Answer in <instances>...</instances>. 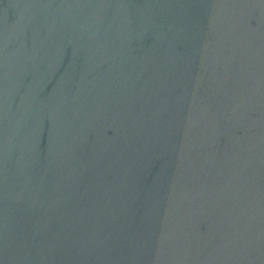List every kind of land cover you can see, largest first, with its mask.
I'll use <instances>...</instances> for the list:
<instances>
[{
  "label": "water",
  "instance_id": "95a60500",
  "mask_svg": "<svg viewBox=\"0 0 264 264\" xmlns=\"http://www.w3.org/2000/svg\"><path fill=\"white\" fill-rule=\"evenodd\" d=\"M0 264H264V0H0Z\"/></svg>",
  "mask_w": 264,
  "mask_h": 264
}]
</instances>
